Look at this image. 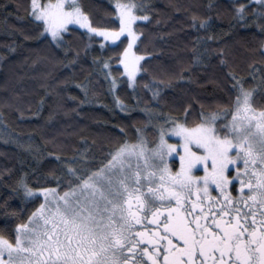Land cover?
Segmentation results:
<instances>
[{
  "label": "snow or ice",
  "instance_id": "6c2138e0",
  "mask_svg": "<svg viewBox=\"0 0 264 264\" xmlns=\"http://www.w3.org/2000/svg\"><path fill=\"white\" fill-rule=\"evenodd\" d=\"M106 4L97 16L85 0H28L37 31L25 39L45 46L32 65L48 68L43 75L54 83L45 87L54 103L66 98L56 84L69 83L81 90L84 103L92 73L71 82L52 74L75 71L90 57L121 111L133 107L121 98L122 87L131 89L137 104L141 90L151 92L144 123L118 126L115 142L106 150L101 145L99 157L88 147L71 156L54 154L57 165L43 180L31 183L21 173L11 192L19 203L0 204V264H264V0L228 5L229 28L252 27L262 37L252 50L259 60L244 75L233 68L227 46L212 47L214 24L222 18L215 0L169 5L196 33L191 64L216 60L228 71L216 82L226 95L213 104L176 98L168 112L161 107L168 104L164 90L173 77L150 72L155 44L142 27L161 23L156 6L152 0ZM201 7L206 10L194 11ZM77 25L86 37L82 47L67 39ZM6 47L8 54L16 52L12 44ZM177 78H185L183 71ZM45 103L41 98L40 106Z\"/></svg>",
  "mask_w": 264,
  "mask_h": 264
},
{
  "label": "trees",
  "instance_id": "16d2710c",
  "mask_svg": "<svg viewBox=\"0 0 264 264\" xmlns=\"http://www.w3.org/2000/svg\"><path fill=\"white\" fill-rule=\"evenodd\" d=\"M173 2L175 0H152L161 23L142 25L152 34L151 39L155 44L156 59L149 63L150 72L158 78L173 77L172 87L164 90L168 104L161 107L162 112H168L176 98L194 103L199 101L207 106L213 104L219 94L226 95L216 87V82L224 79L227 68H222L216 60L210 64L207 61L203 65L191 64V41L196 33L187 27L188 17L174 14L169 6ZM180 2L191 3L193 0ZM195 2L203 6L208 0ZM215 2L220 5L222 18L214 24L213 31L218 39L212 43V47L227 46L233 54V68L244 75L247 65L253 59L259 60L252 50L258 47L262 37L252 27L229 28L230 0ZM85 3L97 16L107 6L106 0H85ZM27 4L28 0H2L0 3V54H4V58L0 59V204L8 199L14 207L20 197L13 196L11 192L21 173H28L31 183L43 180L57 165L54 154L71 156L78 148H92L99 157L101 145L106 150L110 142H115L118 126L131 128L144 123L145 102L152 103L151 92L141 90L139 95L142 101L137 104V97L131 89L122 87L119 93L121 98L133 107L131 111H121L108 92L107 83L94 73L90 57L75 71L60 69L52 74L71 82L73 78L83 80L92 73L88 100L80 103L85 98L74 84L69 83L67 87L56 84L57 91L63 89L62 95L66 98L54 103L55 97L45 87L54 83L43 75L48 68L43 63L32 65L35 54L44 50L45 46L38 40L25 39V36H35L37 31L28 17ZM3 5H7V10ZM205 10L204 7L194 9L200 12ZM82 33L83 30L79 29L67 39L82 47L86 40V37L81 39ZM9 44L16 48L15 53L8 54L6 45ZM148 48L149 51L153 50L151 44ZM25 57L29 59L25 61ZM181 71L184 79L177 78ZM189 76L192 80L187 79ZM68 96L76 97V100L68 99ZM41 98L46 100L43 106H40ZM196 107L199 108V104ZM84 140L88 141L87 145ZM60 149L66 151L61 152ZM2 219L0 217V223Z\"/></svg>",
  "mask_w": 264,
  "mask_h": 264
},
{
  "label": "rangeland",
  "instance_id": "374dc122",
  "mask_svg": "<svg viewBox=\"0 0 264 264\" xmlns=\"http://www.w3.org/2000/svg\"><path fill=\"white\" fill-rule=\"evenodd\" d=\"M73 27H75V28H78L79 29V26L77 25V26H73Z\"/></svg>",
  "mask_w": 264,
  "mask_h": 264
}]
</instances>
